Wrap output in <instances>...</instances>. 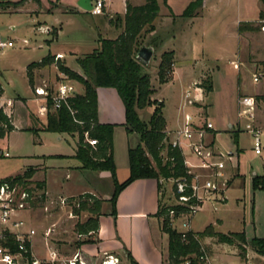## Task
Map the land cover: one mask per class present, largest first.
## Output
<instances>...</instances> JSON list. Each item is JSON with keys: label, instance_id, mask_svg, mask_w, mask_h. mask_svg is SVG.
<instances>
[{"label": "rangeland", "instance_id": "374dc122", "mask_svg": "<svg viewBox=\"0 0 264 264\" xmlns=\"http://www.w3.org/2000/svg\"><path fill=\"white\" fill-rule=\"evenodd\" d=\"M109 1L112 10L120 13L122 10L121 0ZM138 1L144 2V0ZM166 1L170 3L173 11L178 12L186 0ZM238 1L240 2L241 0H229L230 6L228 7L231 8L232 13L234 10L236 11V3ZM162 2L163 0H159L160 13H163V15L160 18L158 14L159 17H157L156 21L158 26L157 48L149 64L143 68L150 75L151 84L154 88L152 98L161 102L158 108L167 122V127L170 129L181 126V122L177 123V116L183 117L185 113L191 114L198 126L206 120L211 121L213 129L206 130L202 140L225 164L222 170L224 175L220 179H217L213 173L219 188L210 190L207 193V195L211 196V199L205 200L201 209L190 217L189 227L182 225L188 217L187 213L183 211L179 217L174 219L173 226L179 231L192 229L200 232L210 224L212 230L222 233L242 230L250 233L252 225H255L256 235L264 237V189L254 190L252 188L254 175L264 174V150L260 155H256L253 152L251 134L247 129V125L251 124V120L246 115H239L241 107L238 103L240 83L249 92L264 88V30L262 29L264 25V2L260 0L262 16L253 22L254 29L248 35L242 32L240 36L242 50L238 56H235L237 39L234 33H227L216 27L219 17L213 18V14L208 13L204 9L205 16L207 15L208 17L203 18L201 21H195L192 29L186 28L188 17L181 15L175 18L173 22L172 19L164 15V13H167V8ZM245 2L249 8L252 7L251 9H253V0H246ZM223 14L222 12L221 15ZM104 20L105 17L103 15H92L91 12L82 9L77 5L76 0H23L17 6H4L0 13V32L5 39L14 41L13 46L0 49V83L6 94L10 97L14 94L25 97L33 96L26 74V66L49 53H54L55 50L63 51L66 55L63 62L86 78V75L79 68L76 58L92 52L98 46L96 39L99 37V33L102 37H112V32L105 31ZM111 20L113 24L117 23V17L114 16ZM188 29L190 30L188 31ZM55 31H57V35H54ZM185 31L188 34L195 33L196 35L190 37L191 41L196 43L194 56L197 58L204 56L208 59L197 62H194V60L189 61V63L185 62L182 73L179 76L180 78L174 77L173 79V73L171 72V77L167 82L159 83L157 70L159 58L164 51L161 48L162 42L168 40V43H170L173 40L172 36L176 35L173 43L182 45L183 38L179 39L178 36ZM149 40L150 37L146 36L145 43L153 45ZM188 43L189 41L187 40L186 44ZM233 54L235 58H241L244 64H239L238 59L236 62H232V65H229L227 60H222L226 75H222L220 79L214 75L215 86L213 90L207 96L200 95L201 93L194 88L196 85L192 81L198 79L199 76V82H202L205 78H211L207 67L211 68L214 65L215 56L220 55L226 59L231 58ZM57 59H59L61 64H64L58 57L54 58L53 63L40 69L33 68L34 87L40 85L51 90L56 86L61 79V72L57 67ZM173 67L174 64L172 69ZM239 67L243 69L235 70L239 69ZM252 72L253 74H258V82L253 81ZM67 79L75 88V92L82 94V86L76 84L78 82L72 80L69 76H67ZM187 90L191 92L188 97L191 100L190 103H187V98L183 95ZM201 90L205 93L203 88ZM34 97L36 99V95ZM252 97H254L256 103L254 123L261 128L264 125V94L252 95ZM37 101L39 104L43 102L41 99ZM20 104L14 98V106L10 117L12 124L14 117H17L16 107ZM27 106L33 109L37 108L36 104L31 101H28ZM24 111L25 115L31 116L35 128L39 129L40 123L38 122L39 120L37 121L36 115L30 109L26 110L25 107ZM153 111L154 106H149L138 110V114L142 119L148 120ZM229 123L232 124V128ZM232 129H238L236 136L229 132ZM39 137L40 139L29 130H17L8 132L0 138V151H8L9 153L7 157L0 154V178L18 175L24 165L30 163L24 159L27 156L36 158L33 156L58 153L62 155L56 156L54 160L47 158L48 160L45 162L48 166L66 167L59 168L57 173L46 174V180L53 191L58 193L62 190L78 194L82 191L93 189L94 185H96L99 189H110L109 193L110 195L112 194L114 189L113 179L99 182L94 178V170L82 168L83 171H78L74 168L78 161L77 158L71 155L76 147V136L72 137L69 134H55L44 131L39 133ZM262 140L264 144V133ZM140 143V137L137 133L126 132L121 125L113 124L112 151L115 164L117 163L118 167V174H115L118 182L125 180L127 177L125 171L123 170L124 173L122 172L124 162H127V147L135 148ZM239 149L240 151H238ZM218 151L224 157H221ZM185 154H189L187 150H185ZM66 169L68 170L67 177ZM198 173H202L198 180V183H202L209 172L200 170ZM160 179H162L161 184L164 186L162 206L184 207L175 200L173 181L171 179L165 180L161 177ZM201 194L203 193L201 192ZM47 196L48 199L41 207L37 209L31 208L24 212L31 223L32 221L35 222L36 227L39 226V223H42V225L43 223H48L51 213L58 208L57 206L64 205L71 211L77 206L76 203L79 199L89 200L87 196H80V198L79 196H74L62 199L50 194ZM224 197L226 199L225 202H223ZM90 204L93 205V203ZM85 213L86 211L83 210L79 215L74 213L72 215L74 220H79L84 218ZM73 231L78 235L75 226ZM79 238L87 237L82 234ZM234 242V246L229 247L225 246V244L219 245L215 237L205 236L200 239V243L205 250V256H239L240 258L257 256L254 253L255 251L253 252L247 244L243 246L236 238H234ZM248 261L260 262V260L252 258H249ZM206 263L207 258L205 257Z\"/></svg>", "mask_w": 264, "mask_h": 264}, {"label": "trees", "instance_id": "16d2710c", "mask_svg": "<svg viewBox=\"0 0 264 264\" xmlns=\"http://www.w3.org/2000/svg\"><path fill=\"white\" fill-rule=\"evenodd\" d=\"M159 0H144L143 4L132 5L126 0V10L120 18L123 25L122 32L114 39L99 40L98 47L92 52L76 58L79 68L86 75L81 74L58 61V69L76 80L83 86V93L76 94L68 99V106L62 105L58 109H51L48 102L45 122L39 129L57 133H67L77 135V148L75 157L82 163L81 168L88 170H108L113 179L114 189L110 197L111 211L115 213V201L122 189L136 179L142 178H163L176 179L186 177L188 182L191 175L183 162V154L179 148H172L166 145L167 139L166 120L159 110V102L152 98L154 88L152 87L150 75L143 70L144 64L136 58L139 48L146 44L145 36L155 30L154 21L159 13ZM264 2V0H262ZM23 0L10 1L2 0V6L21 4ZM166 3V0H163ZM201 0L191 1L182 12V16L190 17L200 6ZM262 13H259V17ZM252 22H241L238 31L243 32L253 30ZM55 56L47 54L39 61H32L26 66V74L31 87H33V68L46 66L53 63ZM173 52L165 51L161 54L158 63L157 79L159 83L167 82L173 71ZM97 87L114 88L124 106V128L126 132H135L139 135L141 143L135 148L128 149L129 175L121 182L115 178V164L112 151V132L113 124H100L97 117ZM200 87L205 93L212 90L211 78H205L200 82ZM149 106H154V111L148 120L142 119L138 110ZM73 109L71 114L69 109ZM0 121L6 122L8 131L13 129L10 120L0 114ZM85 132L88 137L96 140L94 145L89 144L84 139ZM166 147L163 157L162 149ZM32 169H26L22 174L14 177H7L2 181H11L26 187L28 192L34 196L30 201L31 207L42 205L45 200V192L32 194L34 190L30 186L29 178ZM160 186V184H158ZM36 187L42 189L43 183L37 182ZM173 185V189H174ZM254 190L264 189V174L254 175L252 180ZM87 196V199H79L76 207L73 208L74 214H79L81 210L93 209L98 207L100 201L89 193L80 195ZM79 196V198H80ZM93 200V205L90 204ZM173 209L174 214L170 216L169 210ZM187 211L186 207L181 206H162L157 211L160 219L162 232L168 238V264H205V250L200 243V239L205 236L215 237L219 243L233 245L234 238L244 246L247 244L258 255H264V237H246L244 231L222 233L212 230L207 225L202 231L192 230L179 231L171 224V218L179 217L181 212ZM98 227L97 219L89 217L84 223H77L78 232H88L96 230ZM237 242V244H238Z\"/></svg>", "mask_w": 264, "mask_h": 264}, {"label": "crops", "instance_id": "0c3cea01", "mask_svg": "<svg viewBox=\"0 0 264 264\" xmlns=\"http://www.w3.org/2000/svg\"><path fill=\"white\" fill-rule=\"evenodd\" d=\"M92 1V0H91ZM132 5H140L144 2H140L138 0H128ZM194 0H186L183 3L182 8L175 12L171 9L170 3L166 1V3L162 2L163 5L167 8V13H164L165 16L175 21V18L181 16L184 9L188 6V4ZM246 0H241L236 3V11L231 12L230 2L229 0H201L200 6L195 10L192 16L188 17L187 19V27L192 29L194 27L195 21H201L203 18H207L205 16V11L208 13L213 14V18L219 17L217 24V28L220 30H224L225 32L234 33L237 41V48L235 51V56H238L242 50V40L241 34L242 32L238 31V26L241 22H255L259 17L260 13V0H253V9L249 8L246 5ZM78 5V0H76ZM122 2V10L121 12H115L111 8V3L109 0H104L103 12L101 14H92V15H103L105 17L104 20V28L107 32H112V37H102L100 33L98 34L99 37L96 39V44L99 45V40L103 39H114L116 38L123 30V25L121 23L120 18L124 15L126 10V0H121ZM159 3V1H158ZM79 6V5H78ZM161 12L160 4H159V15L160 18L163 15ZM224 13L221 15V13ZM204 13V14H203ZM117 17V23L113 24L111 18ZM205 16V17H204ZM159 17V16H158ZM157 18L154 21L155 30L148 33L146 36L150 37V40L154 46V53L156 50V36H157ZM52 26V25H48ZM188 29V31L190 30ZM57 30V29H56ZM104 31V32H105ZM251 30L243 31L246 35ZM110 34V33H109ZM226 34V33H223ZM54 35H57V31H55ZM145 36V37H146ZM196 36L194 34H188L186 31L183 34L178 36L179 39L183 38L182 45H176L173 43V40L176 38V35L172 36L173 40L168 43V40L162 42V49L165 51H172L173 52V79L174 77L180 78L179 76L182 73V69L184 67V63L194 60V62L207 60L202 56L201 58H197L194 56V47L196 46L193 41H191L190 37ZM187 40L189 41V45L186 44ZM167 41V42H166ZM98 47V46H97ZM153 53V54H154ZM54 56H59L60 60L63 62L66 58V55L61 50H55L54 53H50ZM39 58L37 61H39ZM238 59L239 64L243 65L244 62L241 61V58H235L234 54L230 58L224 59L222 56L217 55L213 61L214 65L209 68L210 77L212 80V90L215 86L214 75L221 78L222 75H226L224 70V62L222 60H227L229 65H232V62H236ZM64 65L65 62H63ZM67 66V65H66ZM145 66V65H144ZM207 66V65H205ZM44 66H38L36 69H40ZM70 68V67H69ZM72 69V68H71ZM243 69L239 67V69H235L239 71ZM75 70V69H73ZM204 70V69H203ZM76 71V70H75ZM201 75V74H200ZM253 75V72H252ZM34 77V74H33ZM253 79V76H252ZM200 76L198 79L192 81L193 84L196 86L197 90L201 93L200 95L207 96L208 93H203L201 87L198 86ZM75 81V80H74ZM78 82V81H77ZM80 84L81 83H76ZM184 84V82H182ZM192 84V85H193ZM31 86V85H30ZM34 87V84H33ZM33 87H31L33 92ZM240 89L238 93V99L241 96L248 95H259L264 94V88L257 89L256 91L253 90L251 92L246 90L244 85L240 83ZM83 88V86H82ZM244 89V91H243ZM211 90V91H212ZM190 92V90H187ZM186 91V92H187ZM210 91V92H211ZM83 93V92H82ZM97 117L98 122L100 124H117L121 125L123 128V124L125 121L124 115V106L123 103L117 93V91L112 87H97ZM191 93V92H190ZM78 94L75 92V95ZM185 95V93H183ZM34 93L31 97L21 96L19 94L12 95L13 98L17 99L21 104L18 105L16 108V114L13 119V129L8 131H17V130H29L32 131L38 139L39 133L44 132L42 130H36L35 125L32 122L31 116L25 115L24 107L26 110H31L36 116L37 121L41 124L45 122L46 114H41L39 112V103H37L38 99H34ZM240 96V97H239ZM254 98V97H253ZM28 101L33 102L36 104L37 108L33 109L30 106H27ZM41 119V120H40ZM181 122V126L183 124V117L177 116V123ZM264 123V122H263ZM261 124V123H260ZM256 125V124H255ZM181 126H177V128L170 129L167 127L166 122V131L168 134H171L175 130L179 129ZM229 126L232 128V124L229 123ZM41 127V126H40ZM264 129V125L261 127ZM125 130V128H124ZM126 131V130H125ZM238 129H232L231 134L233 136L237 135ZM7 132V133H8ZM50 132V131H47ZM55 134H59L57 132H53ZM67 134V133H61ZM72 137L76 136V147L74 153L71 156L75 157L76 148H77V135L69 134ZM128 149L127 147V162H124V167H122L125 171L127 176L129 175V162H128ZM240 151V149L238 150ZM263 152V151H262ZM60 156L62 154L58 153H51L48 155H41V156H33L36 158H31L32 156H27L24 158L25 161L30 162L26 163L22 168L21 172L18 174H22L26 169H32V175L28 179L30 182L31 187H35L34 190L41 193L42 191L45 192V200L48 199L47 195H54L59 199L66 198V197H74L80 196L84 193H89L93 195L96 199L100 201L98 207L94 208L93 211H89L88 209H83L86 211L84 218L79 220H74L73 217V209L68 210V207L62 205L57 206L58 208L54 209V212L51 213V217L48 223H39L36 227L35 222L32 223L29 221V217L26 214H23V217L28 220V223L36 228V235L32 238V250L35 255L39 257H46L50 254V252H55L58 257L60 258H71L75 253L78 254L79 258L84 262V264H100L108 255L117 258V264H168L167 260V253H168V238L167 235L162 232L160 226V219L157 216V211L160 205H162L161 201L163 198L164 193V186L161 184L162 179L159 178H142L136 179L130 184H128L124 189L120 191L118 194L116 201H115V213L111 211V202H110V189H99L94 185L93 189L82 191L78 194H74L71 192L66 191H53L47 180L46 174L47 173H57L59 168H66L63 166H48L45 164L46 160L51 159L54 160L56 156ZM187 157H191L190 154H185ZM48 158V159H47ZM76 158V157H75ZM114 160V158H113ZM78 163L74 165V168L78 171H83L81 168V161L77 159ZM115 164V160H114ZM68 168V167H67ZM115 174H118V167L117 163L115 164ZM66 177L68 176V170L66 169ZM124 173V172H123ZM122 173V174H123ZM94 178L99 181H107V179H112L110 171L108 170H96L93 173ZM7 177H14L13 175L6 176L4 178H0V181ZM127 178V177H126ZM37 182H42L43 187L42 189L36 187ZM113 182V180H112ZM160 184V186H158ZM114 185V184H113ZM224 192V191H223ZM78 198V197H77ZM52 201V200H51ZM225 197L223 198V202H225ZM44 202L42 204H44ZM89 203H93V200ZM42 205H37L31 207L32 209H37ZM81 210V211H83ZM88 212V213H87ZM79 215V214H77ZM89 217L97 219L98 227L96 230L88 231V232H78V235L73 231V227L77 223H84L87 221ZM79 218V217H78ZM217 221V220H216ZM46 224V225H44ZM190 224V223H189ZM39 228V230H38ZM50 228L51 231L48 235H45L44 232L46 229ZM255 225H252V231L248 233L246 230H242L245 232L246 237L250 238L256 235V231L254 230ZM192 230V229H189ZM194 231V230H192ZM196 232V231H194ZM82 234H85L87 238H79ZM257 236V235H256ZM222 245L224 243H219ZM225 246H234L225 244ZM245 246V245H244ZM254 252V251H253ZM257 256H244L240 258L239 256H206L207 263L206 264H264V255H258L254 252ZM249 258L258 259L260 262L254 263L248 261ZM248 259V260H247ZM231 260V261H229ZM187 262L180 263L186 264ZM188 264V263H187Z\"/></svg>", "mask_w": 264, "mask_h": 264}, {"label": "built area", "instance_id": "2783aa9c", "mask_svg": "<svg viewBox=\"0 0 264 264\" xmlns=\"http://www.w3.org/2000/svg\"><path fill=\"white\" fill-rule=\"evenodd\" d=\"M0 0V13L4 6L1 5ZM91 9L89 12L92 14H101L103 12L104 0H92ZM264 30V25L262 26ZM14 41L5 39L0 32V49L11 47ZM59 56H55L58 58ZM61 79L56 86L48 90L43 86H36L33 88V93L36 98L41 99L43 102L39 105V112L46 114L48 110V102L51 103V109H58L62 105L68 106V99L75 96V88L69 83L66 74L60 73ZM253 81L258 82V74H253ZM190 92L185 93L187 103L191 100L188 99ZM239 115H246L251 120V124L247 125L248 132L251 134L252 150L256 155H260L264 150L262 135L264 129L255 125V109L256 103L252 96L244 95L238 100ZM14 106V98L6 94L5 89L0 83V114L4 115L10 120L11 111ZM71 114L74 113L73 109H69ZM194 117L185 113L183 116L182 126L172 132L167 133L166 145L172 148H179L183 154V162L187 168L188 174L191 175L188 182L186 177H178L171 179L174 185V196L177 203L187 208L188 217L183 222L184 227H189V219L193 214L199 211L205 200H210L211 196L207 195L210 190L218 189L217 179H220L224 173V162L215 155L213 150L204 144L202 137L206 130L213 129L211 121H204L203 124L197 125ZM8 132V125L4 121H0V138ZM84 139L91 145L96 143V140L88 137L85 132ZM166 147L161 151L162 156H165ZM185 150L191 155L187 157ZM222 157L223 154L219 152ZM3 156H9L8 151H0ZM224 157V156H223ZM200 170H206L207 178L202 183H198L202 173ZM214 173V176H213ZM222 184V183H221ZM224 185V183H223ZM201 192L203 194H201ZM32 194H40L33 191ZM34 198L26 187L19 183L11 181H0V264H84L75 253L71 258H60L55 252H50L46 257H39L34 254L32 250V238L36 235V229L28 223L23 217L24 212L31 209L30 201ZM173 206V205H172ZM183 213V212H182ZM170 216L174 214V210H169ZM175 218H171V224ZM174 227V226H173ZM189 230V229H188ZM51 229L48 228L44 232L45 235L50 233ZM117 258L108 255L100 264H117Z\"/></svg>", "mask_w": 264, "mask_h": 264}, {"label": "water", "instance_id": "95a60500", "mask_svg": "<svg viewBox=\"0 0 264 264\" xmlns=\"http://www.w3.org/2000/svg\"><path fill=\"white\" fill-rule=\"evenodd\" d=\"M78 5L84 9L85 11H89L91 9V0H78ZM154 53L153 45H142L136 53V58L142 62L144 65H148L151 57Z\"/></svg>", "mask_w": 264, "mask_h": 264}]
</instances>
